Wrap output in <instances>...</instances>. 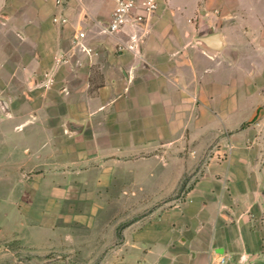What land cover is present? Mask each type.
Returning <instances> with one entry per match:
<instances>
[{"label":"crops","instance_id":"0c3cea01","mask_svg":"<svg viewBox=\"0 0 264 264\" xmlns=\"http://www.w3.org/2000/svg\"><path fill=\"white\" fill-rule=\"evenodd\" d=\"M63 1L57 6L55 0H0V12L8 5L21 6L17 16L5 14L6 21L12 19L11 27L19 29L16 33L57 47L55 59L60 57L57 62L62 63L67 100L76 101L75 88L83 91L89 83L85 75L97 66L96 90L88 96L85 90L80 93L92 105L91 117L104 121L86 147L77 146L82 151L89 148L90 154H80L76 163L91 158L90 164L97 167L145 164L147 169L126 176L175 186L187 173L193 182L180 197L175 194L180 201L158 210L152 221L126 225L119 240L105 244L107 250L91 256L92 262L264 264V143L256 136L264 126L259 109L264 92L249 85L248 93L257 97L245 114L239 106L238 81L233 79L243 60L237 56H250L252 65L255 56H264V44L256 43L259 35L254 34L248 46L235 45L231 60L224 52L222 33L193 36L197 30L188 8L197 0H159L156 14L140 27L126 26L113 36L102 32L111 0ZM256 1L251 2L253 10ZM167 6L170 13L162 9ZM54 15L66 22H53ZM256 18L251 23L259 25L261 18ZM78 31L85 36L77 37ZM129 34L138 38L136 51H116L117 41L128 43ZM212 34H218L213 43L222 44L218 52L196 41ZM0 40L4 54L1 36ZM35 66L33 61L26 69ZM75 75L85 79L79 83ZM252 119L261 127H242ZM68 120L79 122L66 116L62 126ZM64 132L72 136L65 128ZM155 192L159 198L173 195V190ZM90 244L100 246L97 239Z\"/></svg>","mask_w":264,"mask_h":264},{"label":"rangeland","instance_id":"374dc122","mask_svg":"<svg viewBox=\"0 0 264 264\" xmlns=\"http://www.w3.org/2000/svg\"><path fill=\"white\" fill-rule=\"evenodd\" d=\"M252 1L197 0L188 8L197 30L193 36L222 33L224 52L231 60H235L233 47L248 46L254 34L259 35L256 43L263 45L264 0H257L254 10ZM162 9L170 13L169 6ZM22 10L8 5L0 12L5 51L0 54V264H98L91 256L104 253L105 244L116 243L126 225L152 221L158 210L180 201L182 198L176 197L193 182L187 173L175 186L126 176L147 169L145 164L97 167L90 164L91 158L76 163L80 154H90L89 148L82 151L77 146L86 147L93 130L104 121L91 117L92 105L82 95L84 90L87 96L96 90L97 66L90 67L89 75L85 73L88 86L83 91L75 88L76 101L67 100L62 63L55 59L57 47L40 38L23 39L16 33L19 29L11 27L12 19L6 21L5 14L17 16ZM258 16L260 24L251 23ZM115 50H121L119 45ZM237 57L243 60L233 79L238 81L240 109L248 114L257 97L248 93L249 85L264 92V56H255V65L248 62V55ZM33 61L35 69L27 71V64ZM75 76L79 83L85 79ZM259 109L264 115V102ZM66 116L79 122L68 120L62 126ZM248 126L261 127L255 119L242 124ZM256 136L264 143V126ZM106 172L109 177H102ZM159 190H173V195L156 197ZM94 239L100 246L90 244Z\"/></svg>","mask_w":264,"mask_h":264},{"label":"built area","instance_id":"2783aa9c","mask_svg":"<svg viewBox=\"0 0 264 264\" xmlns=\"http://www.w3.org/2000/svg\"><path fill=\"white\" fill-rule=\"evenodd\" d=\"M113 6L106 25L102 32L107 35H115L124 32L126 26L140 27L146 20H148L159 7V0H111ZM57 6H62L63 0H55ZM53 22L65 23L66 18L62 15H54ZM85 33L78 31L77 37H84ZM129 42L123 43L117 41L120 49H128L136 51L139 42L136 34H129ZM83 48V46H81ZM60 60V57L57 61Z\"/></svg>","mask_w":264,"mask_h":264},{"label":"water","instance_id":"95a60500","mask_svg":"<svg viewBox=\"0 0 264 264\" xmlns=\"http://www.w3.org/2000/svg\"><path fill=\"white\" fill-rule=\"evenodd\" d=\"M218 38V34H212L205 37L197 38L196 41L201 44L202 46L211 48L215 52H218L222 48V44L217 41L215 44L213 43V40ZM79 130V129H78Z\"/></svg>","mask_w":264,"mask_h":264}]
</instances>
